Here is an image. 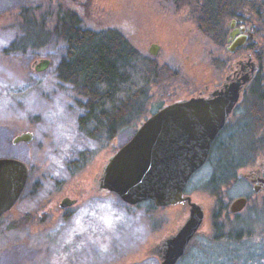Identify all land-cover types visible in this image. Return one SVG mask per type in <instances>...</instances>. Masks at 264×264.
Masks as SVG:
<instances>
[{
  "label": "rangeland",
  "instance_id": "1",
  "mask_svg": "<svg viewBox=\"0 0 264 264\" xmlns=\"http://www.w3.org/2000/svg\"><path fill=\"white\" fill-rule=\"evenodd\" d=\"M197 2L0 0V157L20 158L29 168L21 197L0 216V264H117L146 242L151 220L163 214L149 201L128 204L115 192L99 190V180L109 157L149 115L197 96L203 83L222 73L214 64L217 46L197 26ZM24 9L48 33L13 50L30 33ZM67 11L88 27L121 30L138 50L137 61L155 60L161 67L156 82L148 84L146 112L111 139L80 129V98L59 76L67 43L51 31ZM154 43L156 55L150 51ZM43 58L50 64L38 71L34 61ZM26 131L33 133L31 141L14 142ZM82 152L80 168L73 169ZM65 196L77 202L64 209Z\"/></svg>",
  "mask_w": 264,
  "mask_h": 264
},
{
  "label": "flooded vegetation",
  "instance_id": "2",
  "mask_svg": "<svg viewBox=\"0 0 264 264\" xmlns=\"http://www.w3.org/2000/svg\"><path fill=\"white\" fill-rule=\"evenodd\" d=\"M197 5V26L214 33L206 35L217 46L214 64L222 72L203 83L197 96L210 98L240 81L239 100L206 162L188 180L184 199L163 206L150 200L163 215L151 220L148 243L137 244L117 264H163L168 240L186 226L194 206L202 220L173 264H264V0H198Z\"/></svg>",
  "mask_w": 264,
  "mask_h": 264
},
{
  "label": "water",
  "instance_id": "3",
  "mask_svg": "<svg viewBox=\"0 0 264 264\" xmlns=\"http://www.w3.org/2000/svg\"><path fill=\"white\" fill-rule=\"evenodd\" d=\"M151 53L157 54L153 44ZM50 59L34 61L43 71ZM248 82L249 79H245ZM242 83L232 82L210 98L193 96L168 103L149 115L103 168L98 188L117 193L126 203L152 200L158 206L179 203L191 175L206 162L213 140L239 100ZM33 139L31 131L14 137V142ZM29 168L20 158L0 157V216L20 198ZM76 198L65 196L60 205L71 206ZM186 226L168 240L171 248L163 264H173L202 220L194 206Z\"/></svg>",
  "mask_w": 264,
  "mask_h": 264
},
{
  "label": "trees",
  "instance_id": "4",
  "mask_svg": "<svg viewBox=\"0 0 264 264\" xmlns=\"http://www.w3.org/2000/svg\"><path fill=\"white\" fill-rule=\"evenodd\" d=\"M21 14L29 18L24 21L30 37L24 35L20 43L10 47L13 50H23L40 34L48 33L37 24L28 9ZM51 32L67 43V54L60 62L59 76L80 98L84 109L79 117L82 131L92 138L111 139L146 112L148 84L156 82L161 67L155 60L137 61L138 50L121 30L88 27L80 15L67 11L60 13ZM84 158L82 152L73 160V169L80 168L79 163Z\"/></svg>",
  "mask_w": 264,
  "mask_h": 264
}]
</instances>
